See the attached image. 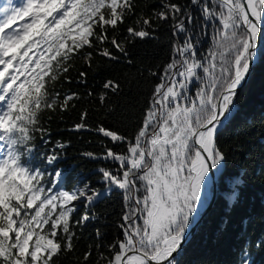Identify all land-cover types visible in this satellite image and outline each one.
Returning a JSON list of instances; mask_svg holds the SVG:
<instances>
[{
    "label": "snow or ice",
    "instance_id": "6c2138e0",
    "mask_svg": "<svg viewBox=\"0 0 264 264\" xmlns=\"http://www.w3.org/2000/svg\"><path fill=\"white\" fill-rule=\"evenodd\" d=\"M191 2L199 5L206 22H218V27L215 23L213 26L220 36L216 43L222 51L210 49L207 57L198 58L191 37L186 38L174 49L180 58L174 57L164 71L171 85H157L155 93L160 99L148 109L134 138L129 140L103 126L96 129L113 144L126 145V151L114 152L105 147L100 154L86 153L93 159L119 162L115 170L98 171L109 191L114 187L123 190L125 200L135 205L136 214H125L123 220L129 223L120 225L124 239L111 245L115 251L109 257L101 254L105 264H176L174 253L181 248L190 220L203 204L205 177L225 160L216 135L225 113L231 111L237 88L257 56V39H264V0ZM7 3L13 5V0ZM133 8L132 0H25L18 7H0V102H7L6 110H0V141L7 145L0 158V264H55L53 257L58 259L74 249L76 233L70 224L79 225L89 217L71 220L75 211L72 202L83 200L91 204L101 193L88 183L72 190L46 193L41 183L45 173L23 162V157L31 152L25 146L32 140L30 132L39 122V114L53 108L60 95L45 88L44 77L56 81L61 72L68 70L65 62L86 46L97 48L103 57L118 59L103 45L111 44L116 51L125 53L123 40L118 42L115 34L109 36L105 26L118 33L117 25L124 22L125 10L133 14ZM161 8L158 14L154 13L157 19H179L174 27L179 33H188L184 19H180L183 16L192 23L194 17L187 10L163 0ZM136 23L139 30L129 26L126 39L151 34L144 27H151L150 19L141 16ZM94 25H99V32L94 31ZM213 39L216 40L215 35ZM42 47L38 58L29 55L33 49ZM82 55L91 61V52ZM41 61H46L43 67ZM173 70L184 78L179 89L186 91L193 79L205 86L198 89L195 97L187 96L177 90V81L170 75ZM103 87L116 91L119 85L107 81ZM74 95L64 97L60 106L66 107ZM100 99L104 100L103 94ZM181 100L187 103L182 104ZM157 103L165 108L162 121L157 117ZM173 104L174 107L167 106ZM84 116L86 113L82 119ZM75 127L87 126L81 123ZM45 159L53 164L58 156L53 154ZM55 176L59 178L61 173L57 171ZM137 181L146 182L142 196L137 195ZM141 218L142 223H138ZM50 221L48 233L37 232L43 231ZM90 255V251L85 253L84 260ZM247 256L245 251L244 264Z\"/></svg>",
    "mask_w": 264,
    "mask_h": 264
},
{
    "label": "trees",
    "instance_id": "16d2710c",
    "mask_svg": "<svg viewBox=\"0 0 264 264\" xmlns=\"http://www.w3.org/2000/svg\"><path fill=\"white\" fill-rule=\"evenodd\" d=\"M163 2L179 4L182 10H187L194 17L192 23L180 17L184 19L187 34L179 33L174 27L179 19L164 20L154 16V13L162 11V0H132L133 14L125 10L124 22L117 25L118 33L105 26L109 36L115 34L118 42L123 40L121 46L125 53L116 51L111 44H105L103 46L118 57L110 59L99 55L97 48L86 46L73 54V59L65 62L68 70L61 72L56 81L44 77L45 88L60 95L53 108L44 109L39 114L40 120L30 132L32 140L25 146V150L31 149V152L23 157V162L32 168H40L45 173L42 180L51 183L47 171H60L58 189L72 190L77 185L83 187L88 183L101 193L91 204L81 202L71 214V220H79L85 215L89 219L79 225L70 224L76 233L74 249L58 259L53 257L55 264H105L101 254L109 257L115 251L111 245L124 239L120 225L129 222L124 221L123 216L133 212L135 207L134 202L125 200L123 190L114 187L109 191L98 171L100 168L115 170L119 162L93 159L86 155L89 152L100 154L105 147L112 148L114 152L126 151V145L113 144L110 138L96 129L103 126L127 136L129 140L134 138L146 112L155 100L160 99L155 93L157 85H171L164 71L174 57L180 58L174 49L186 38L191 37L198 58L207 57L210 49L222 51L216 43L220 36L213 26L215 23L218 27V22H206L199 5L191 0ZM141 16L152 21L151 27L144 26L151 34L144 38L126 39L129 26L139 30L136 21ZM94 31H100L99 25H94ZM87 52L92 53L90 62L82 55ZM45 55L50 57L51 53ZM260 55L247 85L216 137L218 147L225 154V160L215 168L218 174L216 202L193 241L177 257L176 264H244L245 251L248 253L247 264H264V39H261ZM45 62L41 61L42 67ZM198 72L203 75L200 70ZM170 75L172 80L177 81V90L190 97H195L198 89L205 86L193 79L186 91L181 90L179 83H183L184 78L176 75L174 70ZM107 81L118 84L117 90L105 89L103 85ZM69 94H75L74 98L67 102L66 107H61L64 97ZM102 94L103 101L100 99ZM180 102L187 103L184 100ZM167 106L174 107V104ZM156 108L159 109L157 117L162 121L165 108L160 103L156 104ZM84 113L86 116L82 119ZM81 123L87 127L76 129L75 126ZM148 132L151 134L152 127ZM61 144L64 147H58ZM53 154L58 159L48 164L45 157ZM145 183L137 181V195L144 194ZM213 191L212 185L203 186L205 203L209 202ZM59 211L58 204L56 212ZM52 218H56L55 214ZM193 220H190L186 233ZM137 222L142 223V218ZM50 224L51 221L43 226V231L37 229V232L41 235L48 233ZM59 235L58 230L57 239ZM35 239L34 236L33 242ZM89 251L91 255L85 261V253Z\"/></svg>",
    "mask_w": 264,
    "mask_h": 264
},
{
    "label": "water",
    "instance_id": "95a60500",
    "mask_svg": "<svg viewBox=\"0 0 264 264\" xmlns=\"http://www.w3.org/2000/svg\"><path fill=\"white\" fill-rule=\"evenodd\" d=\"M256 43H257V56L254 58V60L252 62L251 70H250L249 74L247 75L246 79L242 82V84L236 90V95H235L234 100H233V105L236 103L238 96L241 93V91L243 90V88L247 85V83L249 81L250 74L253 71V69L255 68V66L257 65V63L261 57V55H260L261 39L258 38ZM228 114L229 113H225V117H227ZM224 119L225 118H222V125L218 127L217 134L219 133V131L223 127ZM216 137H217V135H216ZM208 179L210 181V184L213 186V190H214L213 195L211 196L208 203H205L203 195H202L203 204L198 207V213L195 214V216H194L193 223H192L190 229L188 230V232L186 233V238H185L184 242L182 243L181 248L176 253H174L175 260L180 255V253H182L184 251V249L189 245V243H191L193 241V239L195 238L196 234L198 233L200 227L202 226L204 220L206 219V217L209 215L210 211L212 210L214 203L216 202L217 184H218V174L216 172V169H210V171L208 173ZM130 254H132V253H130Z\"/></svg>",
    "mask_w": 264,
    "mask_h": 264
},
{
    "label": "rangeland",
    "instance_id": "374dc122",
    "mask_svg": "<svg viewBox=\"0 0 264 264\" xmlns=\"http://www.w3.org/2000/svg\"><path fill=\"white\" fill-rule=\"evenodd\" d=\"M25 2V0H13V5L14 6H20V5H22L23 3ZM13 5H9L8 3H7V0H0V7H11V6H13ZM117 10H119V8L117 9ZM20 23H22V22H20ZM37 49H33V52L32 53H29V55L31 56V55H34L35 54V56L38 58L39 57V54H40V51H42L43 50V47L39 50V53L36 51ZM34 63H35V61L33 62V65H34ZM33 65H29V67L30 66H33ZM23 79V77H21V80ZM6 101L5 102H0V110H6ZM6 149H7V145H5L4 144V142L3 141H0V158H2L3 157V155H4V151H6ZM58 170H50V171H47V176H49L50 177V179H52V183L49 181V180H42L41 181V183L44 185V187H45V190H46V193L47 192H52L53 194L55 193V191L58 189L57 187H56V185H57V183H58V181H59V179H60V177L59 178H57L56 176H55V173L57 172ZM60 172V171H59ZM34 183H35V181H34ZM80 186H75L74 188H79ZM73 188V189H74ZM58 190H61V189H58ZM41 199H43V194H41ZM81 202H83L84 203V201L83 200H80V201H74V202H72L74 205H75V209L77 208V206H79L80 204H81ZM37 205H39V201H37ZM50 207V206H49ZM45 211H48V209L46 208L45 209Z\"/></svg>",
    "mask_w": 264,
    "mask_h": 264
},
{
    "label": "bare ground",
    "instance_id": "6f19581e",
    "mask_svg": "<svg viewBox=\"0 0 264 264\" xmlns=\"http://www.w3.org/2000/svg\"><path fill=\"white\" fill-rule=\"evenodd\" d=\"M204 185H207V186H210V181L208 179V175L205 177V184ZM202 195H203V188H202Z\"/></svg>",
    "mask_w": 264,
    "mask_h": 264
}]
</instances>
